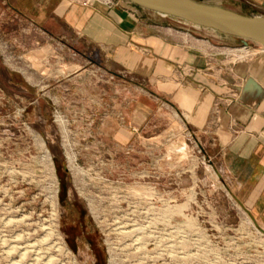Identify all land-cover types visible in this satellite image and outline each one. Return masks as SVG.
I'll return each instance as SVG.
<instances>
[{
  "label": "rangeland",
  "instance_id": "obj_1",
  "mask_svg": "<svg viewBox=\"0 0 264 264\" xmlns=\"http://www.w3.org/2000/svg\"><path fill=\"white\" fill-rule=\"evenodd\" d=\"M58 1L0 0V264H264V232L212 193L192 135L187 156L166 122L126 138L127 81Z\"/></svg>",
  "mask_w": 264,
  "mask_h": 264
},
{
  "label": "crops",
  "instance_id": "obj_2",
  "mask_svg": "<svg viewBox=\"0 0 264 264\" xmlns=\"http://www.w3.org/2000/svg\"><path fill=\"white\" fill-rule=\"evenodd\" d=\"M194 1L264 16V0ZM82 2L59 0L51 15L121 71L126 138L153 143L163 134L157 125L166 122L184 142L177 153L187 156L192 135L208 159L196 166L213 182L212 193L226 192L264 232V51L233 61L236 39L126 0ZM136 80L144 82L143 90L137 92Z\"/></svg>",
  "mask_w": 264,
  "mask_h": 264
},
{
  "label": "water",
  "instance_id": "obj_3",
  "mask_svg": "<svg viewBox=\"0 0 264 264\" xmlns=\"http://www.w3.org/2000/svg\"><path fill=\"white\" fill-rule=\"evenodd\" d=\"M146 11L169 17L193 27L259 45L264 50V16H244L194 0H126Z\"/></svg>",
  "mask_w": 264,
  "mask_h": 264
},
{
  "label": "built area",
  "instance_id": "obj_4",
  "mask_svg": "<svg viewBox=\"0 0 264 264\" xmlns=\"http://www.w3.org/2000/svg\"><path fill=\"white\" fill-rule=\"evenodd\" d=\"M104 1L108 5L112 4V0H104ZM91 2H92V0H83L82 5L86 6L87 4H89ZM248 49H249V45L248 46H242L240 49L235 50L233 52V56H234L235 60L238 61L241 59L249 58L252 55V53ZM261 50H263V49L261 48ZM132 131H135V130H132Z\"/></svg>",
  "mask_w": 264,
  "mask_h": 264
},
{
  "label": "flooded vegetation",
  "instance_id": "obj_5",
  "mask_svg": "<svg viewBox=\"0 0 264 264\" xmlns=\"http://www.w3.org/2000/svg\"><path fill=\"white\" fill-rule=\"evenodd\" d=\"M20 1V0H19ZM9 7V6H8ZM11 7V6H10ZM12 8V10H14V11H16L13 7H11Z\"/></svg>",
  "mask_w": 264,
  "mask_h": 264
},
{
  "label": "bare ground",
  "instance_id": "obj_6",
  "mask_svg": "<svg viewBox=\"0 0 264 264\" xmlns=\"http://www.w3.org/2000/svg\"><path fill=\"white\" fill-rule=\"evenodd\" d=\"M262 51H264V50H262Z\"/></svg>",
  "mask_w": 264,
  "mask_h": 264
}]
</instances>
